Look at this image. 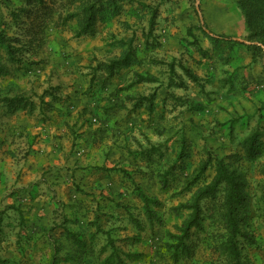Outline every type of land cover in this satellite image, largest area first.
<instances>
[{"label": "rangeland", "instance_id": "rangeland-1", "mask_svg": "<svg viewBox=\"0 0 264 264\" xmlns=\"http://www.w3.org/2000/svg\"><path fill=\"white\" fill-rule=\"evenodd\" d=\"M87 1L0 0V264H231L216 155L264 264V0Z\"/></svg>", "mask_w": 264, "mask_h": 264}, {"label": "trees", "instance_id": "trees-1", "mask_svg": "<svg viewBox=\"0 0 264 264\" xmlns=\"http://www.w3.org/2000/svg\"><path fill=\"white\" fill-rule=\"evenodd\" d=\"M39 3H44V0H38ZM264 2V1H263ZM116 4L113 0H88L87 4H83L79 11L68 16V18L81 17L82 29L85 33H95V25L99 17H103L105 12H107L110 7H114ZM204 27L209 30L207 23L201 16ZM213 38L220 41H228L234 43H243V41L227 35H220L209 31ZM132 59L131 54L125 55L121 59V64H128ZM112 72V71H111ZM188 73L191 75L188 71ZM193 80H196L194 75H191ZM18 104L27 103L25 99L17 100ZM13 106V105H12ZM209 165L213 166L216 171L215 177L212 182L206 187L205 193L206 197L214 194L219 189H225V198L223 202V207L225 209L224 213V225L228 231L227 244L232 255L233 262L231 264H242L240 263V252L238 250V236L240 234V220H241V205L245 203V196L243 194L244 183L240 180V177L235 175L230 171L228 165L225 163L224 159L219 156H210ZM208 165V166H209ZM146 200V197H143ZM196 211H199L198 205H195ZM200 223L198 220H194V223L187 224L185 227V234L188 236L191 228L193 226H198ZM113 254V253H112ZM116 255V253L114 254ZM113 256V255H112Z\"/></svg>", "mask_w": 264, "mask_h": 264}, {"label": "crops", "instance_id": "crops-1", "mask_svg": "<svg viewBox=\"0 0 264 264\" xmlns=\"http://www.w3.org/2000/svg\"><path fill=\"white\" fill-rule=\"evenodd\" d=\"M4 143H3V140H1L0 141V172H2V171H7L8 173L13 169H16V168H19V165L16 163H11V160H10V157L9 158H7V156H8V154L6 155H4L3 154V152H2V150H4ZM21 166V165H20ZM3 177V176H2ZM1 182V181H0ZM2 193L0 194V201H1V199H2ZM13 198V197H12ZM9 202H10V200H9ZM76 208H78V207H76ZM80 208V207H79ZM78 208V209H79ZM80 210H82L81 208H80ZM70 223H72V225H74V222H70ZM81 228V227H80ZM0 241H2V242H0V251H1V249H2V246H3V248H4V246H5V244H7V243H4V240L3 239H0ZM4 243V244H3ZM3 244V245H2ZM3 254V253H2ZM1 253H0V258L1 259H5V258H7L6 256H3Z\"/></svg>", "mask_w": 264, "mask_h": 264}]
</instances>
